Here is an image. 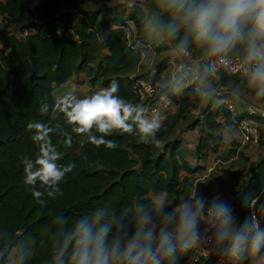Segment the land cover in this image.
<instances>
[{"label":"clouds","instance_id":"obj_1","mask_svg":"<svg viewBox=\"0 0 264 264\" xmlns=\"http://www.w3.org/2000/svg\"><path fill=\"white\" fill-rule=\"evenodd\" d=\"M137 7V0H129V12ZM141 26L157 48H168L178 60L158 93L157 104L165 112L123 97L119 78L88 95L78 96L73 84L51 103L44 97L39 112L50 119L26 124L38 152L34 160L22 161L23 183L39 208L64 195L61 185L77 167L75 162L59 163L63 157L53 134L63 137L66 149L75 136L81 146L116 150L111 137L128 134L163 151L166 145L159 133L166 127L173 97L191 89V96L206 108L221 98L217 85L230 73L243 80V87L233 86V100L264 105V0H154ZM94 35L104 45L107 35ZM150 71L155 75L161 69L154 64ZM248 112L256 114L255 107L249 105ZM60 117L64 123L53 126ZM242 126L236 116L226 119L219 140L233 144ZM211 181L195 185L175 201L160 191L119 210L105 201L75 218L58 214L49 243L51 264H182L196 249L210 250L220 258L217 264H264V202L251 191L242 195L248 213L241 218L218 189L210 196L202 192L200 185ZM30 255L21 246L10 262L7 250L0 248V264H24Z\"/></svg>","mask_w":264,"mask_h":264},{"label":"trees","instance_id":"obj_2","mask_svg":"<svg viewBox=\"0 0 264 264\" xmlns=\"http://www.w3.org/2000/svg\"><path fill=\"white\" fill-rule=\"evenodd\" d=\"M138 8L129 12L126 7L121 16L103 12V18L99 19L102 11L60 9L59 0H0V12L14 30L19 27L28 32L19 37L14 30H0L3 45L0 48V248L7 250L10 262L13 250L16 257L23 246L31 253L24 264H51L49 243L57 226L55 218L60 213L75 218L105 201L119 210L136 198L148 199L151 193L160 191L167 192L169 200L175 201L187 196L193 188L189 176L182 177V173L193 174L200 166L192 165L186 158L181 137L170 139L176 126L199 103L191 96V89L173 97L178 109L166 114V127L159 133L166 145L163 151L139 143L128 134L111 137L118 144L116 150L90 144L81 146L75 136L72 147L66 149L63 137L53 134V143L63 157L59 163L77 164L61 185L64 195L50 200L48 208L41 209L23 183L22 161L34 160L38 152L26 124L31 120L48 122L50 116H42L39 105L44 97L52 102L55 86L75 73L85 74L93 86L100 81L104 87L111 79L119 78L120 94L140 103L132 73L142 61L143 48L129 36V22L137 29L142 27ZM101 31L107 35L104 45L94 35ZM160 73L155 75L156 80ZM239 78L225 74L219 84L229 86ZM203 115L206 130L201 128L196 147L199 159L206 158L222 144L219 136L226 119L249 116L258 120L245 110L232 115L224 106L213 110L210 106ZM57 123L63 124V118L52 121L53 126ZM200 123V119L194 120L188 128ZM259 128L260 144H263V120L259 121ZM85 155L87 160L83 158ZM230 174L226 185L237 195L235 209L243 218L248 209L242 207V195L251 191L264 201V156L253 163L250 173L244 175V182L239 181L240 173ZM9 245L14 246L8 248ZM189 258L190 253L183 261ZM218 259L211 254L201 264H216Z\"/></svg>","mask_w":264,"mask_h":264},{"label":"crops","instance_id":"obj_3","mask_svg":"<svg viewBox=\"0 0 264 264\" xmlns=\"http://www.w3.org/2000/svg\"><path fill=\"white\" fill-rule=\"evenodd\" d=\"M137 4L139 7L138 16L141 19V23H143V17L146 13L144 12L142 8L143 7L146 8V7L143 6V3L141 2H137ZM1 17H4V16L0 12V18ZM129 25H130L131 41L134 42L137 46H140L143 48L142 61L140 65L137 67V69L132 73V76L141 75L145 70L150 69L151 64L153 65L154 63H158L157 65H159V68L161 69V73L157 80H159V78H161V76L166 72L165 71L166 67L168 69L167 71H174L177 66V63L172 59L169 60L168 63H166V62H163L164 57L161 58L162 55H166V58L168 57L169 59L170 57L169 49L163 46H160V48H157V44L155 40L148 39L146 35V29H144L143 27H141L140 29H137L136 25L133 22H129ZM10 26L11 24L5 26L4 28H0V30H6L7 29L6 27H10ZM144 33H145V41L142 42L139 39L143 37L142 35ZM132 36L134 37V39L132 38ZM77 79L83 80L84 85H87L90 88V90H92L93 92L103 87L100 81H98L97 84L93 86L89 82L86 75L83 73H79V74L75 73L66 82L59 84L57 86L61 87V89L64 88L63 92H65L66 90L69 89L66 86L71 85L73 81ZM236 84H237V81H232V83L227 87L230 88ZM239 85L243 87V83H240ZM77 95L84 96V94H77ZM227 97L232 99V96H230V94H228ZM234 103L239 111H244L246 107L251 103L257 104L255 101L251 99H249L248 102L243 105L238 103L235 100H234ZM258 105H262V104H258ZM210 106H211V110H213L217 106H222L220 99L214 100L211 104H208L206 108H205L204 103H202L201 105L200 103H198L197 107L194 108L187 115V117L176 126L175 130L170 135V139L181 137L183 140V147H184L186 158L192 165L200 166L199 171L193 174L184 173L182 174V177H184L185 175H188L193 188L197 184H204V183H207V181L212 180L207 186L200 185V189L202 190V192L205 195L210 196L215 189H218L220 192V195L235 206L237 195L232 193L231 190L226 185V183L230 180V177H231L230 173L231 171L240 173L239 181L244 182L246 180V176L244 175L250 173L253 163H255V161H257L259 158L264 156V143L243 145L241 141L242 131L240 129L238 139L236 142H234L231 145H224L222 143L218 147L217 150L211 151L210 154L206 158L199 159L196 156V147L199 142L200 135L202 134L201 128L202 130H206L205 129L206 126H204L203 124V116H204L203 113H204V110L209 109ZM177 109H178L177 104L172 103L171 106H169V108L166 110L165 114L175 113ZM192 117H193V120L191 122H193L194 120L200 119L201 123L196 125L194 128L189 129L188 125L191 122L188 123V121ZM219 119L221 121H224V118L220 117ZM222 131L223 129L221 130V133ZM189 139H192L193 142H189ZM188 148L192 149L191 151L193 152L194 155H190V153L188 154L187 152V150H189ZM218 176H221V177H218ZM153 195L154 194L151 193L150 197H152ZM14 257H15V250H13V252L10 255L11 261H13ZM187 261L188 260L183 261V262H187Z\"/></svg>","mask_w":264,"mask_h":264},{"label":"built area","instance_id":"obj_4","mask_svg":"<svg viewBox=\"0 0 264 264\" xmlns=\"http://www.w3.org/2000/svg\"><path fill=\"white\" fill-rule=\"evenodd\" d=\"M24 32H25L24 35L28 34L27 31ZM129 36H130V31H129ZM231 75L240 77L237 74H231ZM132 79H133V88L140 100V103L150 108H154L162 112H165V109L159 104H157L158 93L160 90L157 82L143 75L132 76ZM217 87L221 93V98H220L221 105L224 106L232 115H235L238 112V109L234 101L227 97L228 87L223 84H218ZM249 105L255 107L256 114L253 115L248 112ZM249 105L246 107L245 112H247L248 115L257 118L258 120L252 119L249 116H248L249 118L245 117L243 119L238 120L243 122V126L240 128L242 131L241 141L243 145L260 143L259 121L261 120L264 121V106L255 103H251ZM210 255H211L210 250L209 252L206 253L201 249H196L195 251L190 253L191 256L190 259H192L193 264H201L206 258L210 257Z\"/></svg>","mask_w":264,"mask_h":264},{"label":"rangeland","instance_id":"obj_5","mask_svg":"<svg viewBox=\"0 0 264 264\" xmlns=\"http://www.w3.org/2000/svg\"><path fill=\"white\" fill-rule=\"evenodd\" d=\"M128 2H129V0H110V1H107V0H59L60 9L71 8L73 10H78V11H81V12H86V11H89V10L102 11V14L99 15V19L103 18V14H104L103 12H105L107 14L111 13V14H114V15L118 14L119 16H121L124 13L123 11H125V8L127 7ZM137 2L143 3V6L146 7V8H144V7L142 8L145 13L149 12L154 7V0H137ZM108 10H109V12H108ZM7 25H9V20H6L4 17H1L0 18V28H4ZM6 28H7L6 31H10V30L13 31L15 29L13 26L6 27ZM14 31L16 32V34L19 37H24L25 32L21 28L17 27L16 30H14ZM142 36L143 37H141L139 40L144 42L145 41V33ZM132 38L134 39L133 36H132ZM163 57H164L163 62L168 63L169 60L172 59L176 63H178L177 58L171 56V54H170L169 59H168V57L166 58V55H162L161 56V58H163ZM154 64H158V63H154ZM153 65L151 64L150 67L152 68ZM150 69L145 70L141 75H144V76L156 81L155 75L157 73H155V75H153V73L150 71ZM171 72L172 71H166L161 76V78H159V80L156 81L158 86H159V88H162V87L167 85L168 79H169V75H170ZM237 83H239V84L243 83V80L241 78H239L237 80ZM73 84L77 85V88H78L77 94L88 95V94H91L93 92L92 90H90V88L87 85H84V81L80 80V79L74 80L71 85H68L66 87L71 88V86ZM63 89L64 88L61 89V87L56 86L55 89H54L55 96L56 95H60L61 93H63ZM232 89H233V87H230L229 89H227V91H228L227 95L230 94V96H231ZM231 100H233V99H231ZM192 120H193V117L190 118L188 123L191 122ZM182 126H184V125H182ZM198 132H199V130H198ZM189 142H193L192 139H189ZM188 149L190 150V151L187 150L188 154L190 153V155H194L193 152L191 151L192 149H190V148H188ZM184 173L185 172H183L182 174H184ZM182 264H193V261H192V259L189 258L187 262H182Z\"/></svg>","mask_w":264,"mask_h":264}]
</instances>
